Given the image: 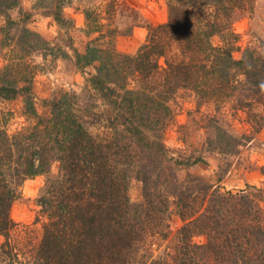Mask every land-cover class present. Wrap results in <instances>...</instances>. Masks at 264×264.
Wrapping results in <instances>:
<instances>
[{"label":"trees","instance_id":"obj_1","mask_svg":"<svg viewBox=\"0 0 264 264\" xmlns=\"http://www.w3.org/2000/svg\"><path fill=\"white\" fill-rule=\"evenodd\" d=\"M257 1L168 0L167 20L149 30L133 55L117 51L111 43L116 30L86 12L89 33L98 36L84 53L73 52L78 69L94 72L81 93L44 99V114L35 103L41 66L33 59L65 54L26 26L30 14L11 17L20 0H0V101L21 97L27 121L10 132L11 113L0 109V264H264L259 195L225 191L190 173L180 179L181 167L203 157L173 158L163 141L180 98L193 96L197 112L232 102L249 119H262L256 107L264 105V40L234 57L240 34L233 24L253 13ZM51 2L54 20L68 23L63 0ZM105 39L106 45L97 44ZM204 116L208 151L239 153L240 139ZM41 175V238L36 244L28 233L13 239V203L23 183ZM132 181L141 183L137 203L129 196ZM173 216L182 225L169 241Z\"/></svg>","mask_w":264,"mask_h":264},{"label":"rangeland","instance_id":"obj_2","mask_svg":"<svg viewBox=\"0 0 264 264\" xmlns=\"http://www.w3.org/2000/svg\"><path fill=\"white\" fill-rule=\"evenodd\" d=\"M167 2L168 0H63L60 12L69 22L59 23L50 15V10L54 8L51 0H20L19 10L12 11L11 17L18 19L20 13L30 14L26 26L39 33L56 51L65 54V57L49 56L46 60L37 55L33 59L35 64L41 66L33 84L39 113H47V109L42 106L44 99L58 97L63 92L81 93L85 78L94 72L92 67L78 69L73 52L75 48L84 53L87 44L98 36V33H89L86 12H90L92 17L100 16L97 18L98 24L102 23L116 30L111 43L117 51L133 55L145 42L149 30L167 20ZM4 23V18L0 17V41ZM233 26L240 34L237 43L240 49L234 52V57L238 59L247 46L264 40V0L257 1L253 13L240 15ZM108 41L100 40L97 44L106 45ZM213 43L220 44L221 40L215 37ZM2 54L0 51V69L4 64ZM177 103L178 105H174L175 120L164 134V144L173 158L202 156L204 160L188 168L181 167L178 171L179 178L184 179L190 173L219 185L225 191L254 192L259 195L264 209V105L256 107V112L262 117L259 121L257 117L249 119L248 113L235 109L232 102L220 107L215 104L203 105L199 112L196 111L193 96L180 98ZM0 109L11 113L8 122L10 132L27 125L22 114L21 97L12 101H0ZM204 115L214 117L230 134L240 139L239 153L226 156L208 151L210 131L207 130L209 123L203 119ZM254 120L261 124L259 130L256 129L259 125ZM244 134L251 139H242ZM57 171L58 164L55 163L51 172L56 174ZM218 174L221 176L220 180ZM44 182L45 176L41 175L27 179L21 186L20 195L11 210V216L18 224L17 230L11 235L13 239L28 233L32 244L40 240L42 225L36 219L40 210L38 199ZM129 196L132 202L141 201V183L131 182ZM181 225L180 218L173 216L169 241L173 240V234ZM3 241V236H0V244ZM194 241L203 243L205 240L203 237H195ZM167 243L164 242V245Z\"/></svg>","mask_w":264,"mask_h":264}]
</instances>
